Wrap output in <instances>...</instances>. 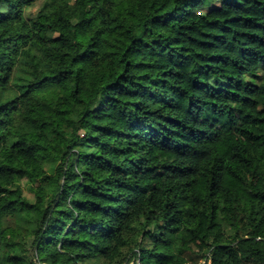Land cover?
I'll use <instances>...</instances> for the list:
<instances>
[{
	"label": "trees",
	"instance_id": "trees-1",
	"mask_svg": "<svg viewBox=\"0 0 264 264\" xmlns=\"http://www.w3.org/2000/svg\"><path fill=\"white\" fill-rule=\"evenodd\" d=\"M36 1L0 0V264H264V0Z\"/></svg>",
	"mask_w": 264,
	"mask_h": 264
},
{
	"label": "rangeland",
	"instance_id": "rangeland-1",
	"mask_svg": "<svg viewBox=\"0 0 264 264\" xmlns=\"http://www.w3.org/2000/svg\"><path fill=\"white\" fill-rule=\"evenodd\" d=\"M41 0H37L33 5L27 8L26 13L33 14L36 12ZM205 10V9H201ZM84 73L81 77V94L84 98H89L93 95L97 85L106 83L114 72L113 66L109 62H103L99 67L91 69L88 63L82 64ZM20 185L23 189L24 196L33 199V193L29 189V185L22 180ZM16 193H7L0 198V211H7L10 208L16 207Z\"/></svg>",
	"mask_w": 264,
	"mask_h": 264
}]
</instances>
